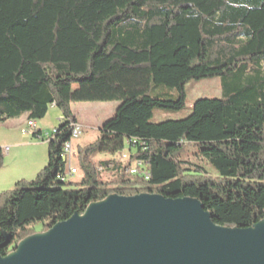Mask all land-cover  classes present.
<instances>
[{"label": "trees", "instance_id": "trees-1", "mask_svg": "<svg viewBox=\"0 0 264 264\" xmlns=\"http://www.w3.org/2000/svg\"><path fill=\"white\" fill-rule=\"evenodd\" d=\"M213 76L221 98L150 121L156 107H184L190 80ZM152 83L175 94L152 96ZM113 100L121 104L98 137L79 145L80 180L58 178L78 123L72 102ZM52 105L64 122L32 132L48 143L47 164L0 191L1 254L112 193L196 197L221 226L264 218V0H0V122L26 113L36 122ZM136 160L150 177H124Z\"/></svg>", "mask_w": 264, "mask_h": 264}, {"label": "water", "instance_id": "water-1", "mask_svg": "<svg viewBox=\"0 0 264 264\" xmlns=\"http://www.w3.org/2000/svg\"><path fill=\"white\" fill-rule=\"evenodd\" d=\"M0 264H264V218L221 226L196 197L112 193L25 237Z\"/></svg>", "mask_w": 264, "mask_h": 264}, {"label": "rangeland", "instance_id": "rangeland-1", "mask_svg": "<svg viewBox=\"0 0 264 264\" xmlns=\"http://www.w3.org/2000/svg\"><path fill=\"white\" fill-rule=\"evenodd\" d=\"M222 81L223 79L221 76L190 80L185 85L186 100L184 107L179 110L156 107L153 110V115L150 121L158 123L170 119L178 120L186 118L192 112V107L196 100L200 98H221L223 96ZM162 93L175 94V89L165 85H155L152 83L149 94L156 96ZM120 104L121 101L119 100L72 102L73 113L79 124L83 127L81 136L74 140V166L78 169V173L73 176V181L80 180L82 175L76 157L79 145L94 141L98 137L99 127L105 121L113 117ZM27 122V113L18 118H8L0 122V147L3 151V166L0 168V188L4 182L16 178H27V180L35 178L37 168H43L48 162V143L34 137L32 134L33 131L27 134L22 133L21 130L23 127L27 126ZM63 122V113L57 106L52 105L47 115L43 119L36 121V126L42 128V131L46 136L47 134H51ZM12 143L17 144L12 147ZM6 146H10L11 150L9 153L5 150ZM192 149L193 146L191 144H186L181 151L185 153ZM133 152H135V148L133 149ZM106 159H110V157L99 155L96 158V160ZM110 168L102 172L104 179L111 178L113 172ZM208 170L212 174H216V171L211 167H208ZM124 177L133 178V175L129 170H126L124 172ZM10 186V189L15 187L13 186V183Z\"/></svg>", "mask_w": 264, "mask_h": 264}, {"label": "built area", "instance_id": "built-area-1", "mask_svg": "<svg viewBox=\"0 0 264 264\" xmlns=\"http://www.w3.org/2000/svg\"><path fill=\"white\" fill-rule=\"evenodd\" d=\"M35 127V123L31 124V128L28 131H25L23 133H29L33 128ZM83 131V127L75 123L72 129L71 138L65 142L63 146V153L62 157L65 160L66 168L64 172L59 173L58 178L62 180H69L72 179L73 176L78 173V169L74 166V160H75V150H74V140L81 136ZM49 135V134H47ZM6 152L9 150L7 147ZM130 158V152L128 151V155L121 158L123 161H127ZM102 169V167H100ZM129 172L133 175H142L146 179L147 177H150V172L148 170V166H146V163L143 160H136L134 164L130 167Z\"/></svg>", "mask_w": 264, "mask_h": 264}, {"label": "crops", "instance_id": "crops-1", "mask_svg": "<svg viewBox=\"0 0 264 264\" xmlns=\"http://www.w3.org/2000/svg\"><path fill=\"white\" fill-rule=\"evenodd\" d=\"M78 124H79V122H78ZM40 127H41V125H40ZM33 129H41V130H42V128H39V126H38V127L36 126V123H35V127H34ZM33 129H32L31 131H33ZM21 131H22V130H21ZM31 131H30V132H31ZM22 133H23V132H22ZM24 134H27V133H24ZM16 144H17V143H12V145H13L12 147H14ZM7 147L9 148V150L7 151V153H9L11 149H10V146H6L5 149H6ZM41 167H42V166H41ZM41 169H42V168H37V172H36V173L38 174L39 171H40ZM37 174H36V175H37ZM23 177H24V176H23ZM35 177H36V176H35ZM21 179H26V180H27V178H16V179H14V180L4 182V183L2 184L0 190L10 189V187H11L10 185H12V183H13V186H15L16 182L19 181V180H21ZM11 189H12V188H11Z\"/></svg>", "mask_w": 264, "mask_h": 264}, {"label": "bare ground", "instance_id": "bare-ground-1", "mask_svg": "<svg viewBox=\"0 0 264 264\" xmlns=\"http://www.w3.org/2000/svg\"><path fill=\"white\" fill-rule=\"evenodd\" d=\"M33 123H36V122H35V121H28V122H27V126L22 128V132H25V131L30 130V128H31V124H33ZM127 154H128V152H126V150H125L124 153L122 154V158H123L124 156H126ZM147 178H148V177H147Z\"/></svg>", "mask_w": 264, "mask_h": 264}]
</instances>
